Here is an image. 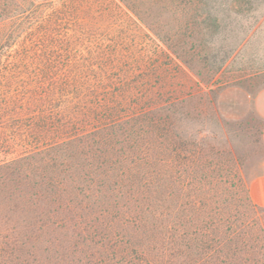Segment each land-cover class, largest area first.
Here are the masks:
<instances>
[{"label": "trees", "instance_id": "16d2710c", "mask_svg": "<svg viewBox=\"0 0 264 264\" xmlns=\"http://www.w3.org/2000/svg\"><path fill=\"white\" fill-rule=\"evenodd\" d=\"M211 1L0 0V136L27 148L0 161V264H264V207L205 169Z\"/></svg>", "mask_w": 264, "mask_h": 264}, {"label": "rangeland", "instance_id": "374dc122", "mask_svg": "<svg viewBox=\"0 0 264 264\" xmlns=\"http://www.w3.org/2000/svg\"><path fill=\"white\" fill-rule=\"evenodd\" d=\"M231 3L232 0L211 1L227 25L226 32H222L226 42L215 43L216 63L220 64L225 54L228 58L216 76L218 82L210 87L218 115L206 119L198 129L203 130L201 137L208 145L206 172L220 177L223 184L236 187L232 192L238 198L246 197L251 181L264 175V143L260 134L264 120L254 105L257 93L264 88V0H252L256 11L242 20L226 11ZM149 45L154 50H165L157 41L149 40ZM182 70L180 83L186 92L197 79L185 67ZM1 131L0 161L26 151L23 142H12Z\"/></svg>", "mask_w": 264, "mask_h": 264}, {"label": "crops", "instance_id": "0c3cea01", "mask_svg": "<svg viewBox=\"0 0 264 264\" xmlns=\"http://www.w3.org/2000/svg\"><path fill=\"white\" fill-rule=\"evenodd\" d=\"M254 105L257 114L264 120V88L257 93ZM262 140L264 143V126L262 129ZM249 195L256 205L264 207V175L256 177L251 181Z\"/></svg>", "mask_w": 264, "mask_h": 264}]
</instances>
